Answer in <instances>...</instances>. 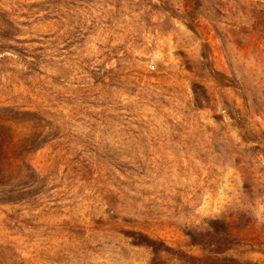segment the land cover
Returning a JSON list of instances; mask_svg holds the SVG:
<instances>
[{"label": "rangeland", "instance_id": "rangeland-1", "mask_svg": "<svg viewBox=\"0 0 264 264\" xmlns=\"http://www.w3.org/2000/svg\"><path fill=\"white\" fill-rule=\"evenodd\" d=\"M0 264H264V0H0Z\"/></svg>", "mask_w": 264, "mask_h": 264}]
</instances>
